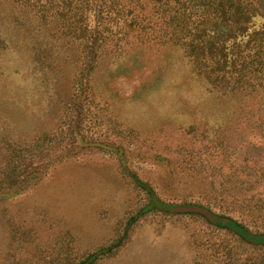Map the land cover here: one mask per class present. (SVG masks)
I'll return each mask as SVG.
<instances>
[{
    "label": "rangeland",
    "instance_id": "obj_1",
    "mask_svg": "<svg viewBox=\"0 0 264 264\" xmlns=\"http://www.w3.org/2000/svg\"><path fill=\"white\" fill-rule=\"evenodd\" d=\"M139 1L93 43L95 14L0 0V264H264L206 215L264 236V79L220 65L255 29L240 0Z\"/></svg>",
    "mask_w": 264,
    "mask_h": 264
},
{
    "label": "trees",
    "instance_id": "obj_2",
    "mask_svg": "<svg viewBox=\"0 0 264 264\" xmlns=\"http://www.w3.org/2000/svg\"><path fill=\"white\" fill-rule=\"evenodd\" d=\"M58 5L46 6L43 7L47 8V10H51L55 8L53 11L56 15H60L61 18L64 17V12L69 13L70 10L73 12L75 11L76 18L79 17L81 19L82 29L86 31V19L87 14H95L97 16L98 26L97 33L94 36H91L87 40L90 39L93 43L99 42V38L101 39L100 33L101 31H111L112 28L116 30H120L125 27H131L132 24L135 25L133 19L130 22L126 19L130 14L134 13V11H141L143 10L141 7L140 1L136 3V5H132V7L127 3V0H57ZM152 3L153 9L155 11L163 12V15L172 16V13L178 7L180 0H153ZM219 2H222L220 0ZM143 5V4H142ZM144 6V5H143ZM220 7V6H219ZM218 7V8H219ZM237 9L240 12V17H238V21L235 22L237 25V29L234 33V37L238 36H246L250 29L254 28L255 35L250 37V41L252 42V47H250V53H245L243 56L239 58L237 61L229 62L227 60L226 55L222 56L220 65L223 69H232L230 70V75L228 80L230 79V83H233V86L236 89L243 88L247 89L250 85L256 86V80H263L264 79V7L257 4L254 0H240L238 3ZM173 17H170L172 20ZM203 22L199 23L200 28H204V26H210L211 24L206 23V17H203ZM78 20V19H77ZM226 23V21H225ZM172 25V21L168 22L166 25ZM206 24V25H203ZM223 25L224 28L227 30L228 25ZM258 25V27H257ZM138 26V24L136 25ZM214 25L208 27L207 30L214 32L213 29ZM252 27V28H251ZM120 33V32H118ZM117 33V36H118ZM86 39V37H84ZM246 47V46H242ZM227 50L226 47L222 48V50ZM258 73L262 74V77L258 75ZM255 82V83H254ZM258 82V81H257ZM248 86V87H247ZM206 212V211H205ZM208 218L215 224L228 227L234 230L242 239L248 241L249 243L256 244V245H264V236L262 235H251L247 232L243 227L240 225L235 224L233 221L229 219H223L216 217L215 215L206 212Z\"/></svg>",
    "mask_w": 264,
    "mask_h": 264
}]
</instances>
